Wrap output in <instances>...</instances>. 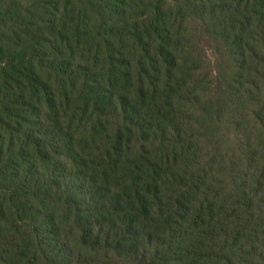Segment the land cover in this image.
Listing matches in <instances>:
<instances>
[{"label": "trees", "instance_id": "1", "mask_svg": "<svg viewBox=\"0 0 264 264\" xmlns=\"http://www.w3.org/2000/svg\"><path fill=\"white\" fill-rule=\"evenodd\" d=\"M169 1L28 6L29 53L12 66L29 128L6 167L11 211L47 264H241L257 248L241 230L251 221L220 215L199 186L192 197L185 152L155 142L187 91ZM197 1L178 5L208 8ZM243 2L235 8L252 5L264 32V0Z\"/></svg>", "mask_w": 264, "mask_h": 264}, {"label": "rangeland", "instance_id": "2", "mask_svg": "<svg viewBox=\"0 0 264 264\" xmlns=\"http://www.w3.org/2000/svg\"><path fill=\"white\" fill-rule=\"evenodd\" d=\"M237 1L205 0L208 8H179L178 0L169 1L187 91H180L173 117L160 119L154 138L185 152L184 180L193 186L194 199L199 186L210 203L222 205L220 215L251 221L241 230L255 237L257 248H249L241 264H264V32L255 8H235ZM30 3L0 0V68H5L0 73V264H47L30 228L11 211L17 184L6 167L29 128L27 122L21 126L25 108L17 100L12 65L29 53ZM100 261L134 264L111 256Z\"/></svg>", "mask_w": 264, "mask_h": 264}]
</instances>
